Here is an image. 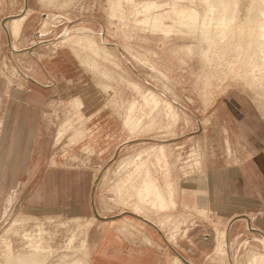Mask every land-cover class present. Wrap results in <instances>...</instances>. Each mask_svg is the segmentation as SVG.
I'll return each mask as SVG.
<instances>
[{"label":"rangeland","instance_id":"obj_1","mask_svg":"<svg viewBox=\"0 0 264 264\" xmlns=\"http://www.w3.org/2000/svg\"><path fill=\"white\" fill-rule=\"evenodd\" d=\"M23 1L0 0V24L19 15ZM216 1L234 6L226 15H219L217 3L211 0H27L28 15L18 39L11 44L18 52L10 50V41L0 27V118L7 100L9 106L15 105L9 96L13 91L23 95L37 91L35 101L27 103L39 111L40 143H49L40 172L52 166L85 172L92 194L82 210L71 211L65 206L61 211L37 213L25 209L40 177L28 185L23 200L15 195L17 189L1 194L0 264L8 256L31 254L41 258V264L93 262L94 245L107 229L126 245L141 248L148 245L142 234L154 232L147 226V221L155 226L152 219L164 220V234L182 258L194 264H248L253 259V264H264L260 245L244 243L259 236L245 228L243 233L238 227V232L229 235L227 263L218 262L214 230H222L231 216L218 218L212 208L206 221L195 211L202 207L191 205L193 199L182 196L187 180L203 179L205 161L225 163L221 130L231 125L239 133L228 102L245 103L264 125V93L244 80L240 49L231 35L226 37L219 29L232 12L233 26L242 24L247 13L251 20H264V0ZM149 3L158 7L145 16L142 7ZM174 5L209 19L205 28L212 31L207 34L210 38L203 39L198 29L188 33L170 18ZM159 14L167 16L160 24L168 30L152 27ZM78 35L83 36L80 44L69 41L53 47ZM86 38L94 41L99 51H93ZM254 47L260 50V42ZM150 92L160 99L154 108L152 100L150 106L145 104L144 97ZM166 102L177 119L172 118ZM130 106L133 128L124 125ZM61 124V140L54 144ZM157 148L162 151L159 155ZM133 159L127 166L122 163ZM137 161L147 167L163 193H172L174 208L158 211L145 205L141 216L132 212L134 189L140 187L144 169L139 165L135 170ZM197 162L200 170L194 167ZM125 181L128 183L123 184ZM262 183L264 190V180ZM91 201L97 214L90 208ZM109 219L131 221L122 224ZM246 219L248 227L261 230L263 238L264 226H252L254 217L253 221L248 215ZM158 232L162 243L157 245L165 250L168 241Z\"/></svg>","mask_w":264,"mask_h":264},{"label":"crops","instance_id":"obj_2","mask_svg":"<svg viewBox=\"0 0 264 264\" xmlns=\"http://www.w3.org/2000/svg\"><path fill=\"white\" fill-rule=\"evenodd\" d=\"M38 94L37 91L28 95L17 91L9 94L15 105L9 106L8 101L0 133V195L17 189L15 195L23 200L27 197L28 185L33 179L40 177V183L27 199V212L61 211L65 206V209L71 211L82 210L91 194L85 172L64 167L59 169L57 166L47 167L43 173L40 172V165L49 143H40L42 127L39 123V111L32 109L27 103L38 97ZM228 103L239 131L237 134L231 125L229 129L226 128L232 155H226L225 146V151H221L222 157L226 155L224 165H213L214 162L205 161L201 172L203 179L187 180L183 185L182 196L184 199L192 198L191 205H202L209 211L213 208L216 213L234 216L233 219L236 220L230 225L229 233L232 227L235 232L239 231L236 230L238 227L244 233L247 215L257 219L254 220V226H264V125L245 103ZM47 129L46 126L45 132ZM237 145L243 151H238ZM244 151L252 155L250 159L245 158L242 154ZM211 158L214 159V156ZM239 160L243 162L240 166L236 164ZM25 176L27 181L20 182ZM89 204L94 210L92 201ZM241 216L245 219H237ZM258 231L261 232L258 229L255 233L260 237ZM155 232H145L152 246L145 245L134 249L109 229L104 230L94 245L93 262L89 264H172L174 256L182 258L175 248L168 245H165V250L160 248L157 243H162V236L158 231ZM250 241H253V238Z\"/></svg>","mask_w":264,"mask_h":264},{"label":"bare ground","instance_id":"obj_3","mask_svg":"<svg viewBox=\"0 0 264 264\" xmlns=\"http://www.w3.org/2000/svg\"><path fill=\"white\" fill-rule=\"evenodd\" d=\"M211 1L217 3L216 0H211ZM216 5L219 7V11H218L219 15L221 13L226 15L228 10L231 9L234 6V4H229V3H225V4H218L217 3ZM157 7L158 6L155 3L146 4L145 6L142 7V13L145 14V16H146V14H149L152 9L157 8ZM26 8H27V0H24L23 1V10L21 11V13L19 15H17V16L10 17L11 19H9L8 21L7 20L4 21V26H2L0 24L1 30L9 38V41H10L9 42V47H10V50L12 52H18L19 51L18 49L17 50L13 49L11 44L13 43V41L18 39V37H19V35L21 33L22 24H23L25 18L28 15V12H29V11L25 12ZM170 14H171L170 18L174 19L175 22H177L178 25H183L186 28V30L188 31V33H193V31L198 29L199 32H200L199 34L202 35L203 39L206 38V37L210 38L208 35H211L210 33L212 31H210L211 29L205 28V26H207L208 23H209V19H207L206 17H198V15L195 13L194 10L185 9V8H182V7H177L175 5L171 8V13ZM228 14L230 15V17L227 18V19H223L222 23H220L221 27L219 29H221V31H223V34L226 35V37L227 36L228 37L232 36L231 38L234 39V41L236 42L237 49L238 50L240 49L239 51H240V54L242 56L243 66H244V69H245V75L243 76L244 80L250 86L255 87L256 89H258L260 87L261 91H263V93H264V54L261 53L262 49L264 50V30L260 29V26H261V24L263 23L264 20H262V19L251 20L249 14L247 13L242 24L238 23L237 25L233 26L232 22H233L234 19L232 18V15H234V13L232 12V13H228ZM165 17H167V16H165L163 14H159L157 16H154V19H156L157 22L154 23L152 27H154V28L156 27L159 30H163V29L164 30H168L169 27H164L162 24H160V23H162V21L164 20ZM143 21L145 22L144 19H143ZM196 24H200V26L197 27V26H195ZM43 28H45V26ZM87 34H89V33H87ZM201 35H200V37H201ZM78 36L79 37H76L73 40H72V38H71V40L67 38L65 41H62L61 43L53 45V47L57 48L58 45H61V44L65 43V42H69V41H73L74 44H80V42L83 40V36L82 37H80V35H78ZM208 38H206V39H208ZM85 41H87L90 44L89 46H90V48L93 51L96 52L98 50L93 44L94 41H92V40H90L88 38H86ZM255 42H260V46H261L260 50H256V48L254 47V43ZM104 55L108 56L107 54H105V52H104ZM156 98L157 97H155L154 94H152V92H150L148 97H146V96L144 97L145 104L147 106H150V102L149 101L152 100L151 101V103H153L152 108L156 107L158 105L157 104L158 100H160V99L157 100ZM7 104H8V100L4 104V110L5 111H6V108H7ZM0 105H1V98H0ZM165 105H166V107H168L170 109L171 116L175 120V118H176L175 114H177V113H174L173 111H171L172 107H170V105L168 103L165 104ZM132 110H133V106H130L129 107V113H128L129 116H127L125 121H124V125H126L128 128H133L134 127V123H135L134 119L132 118V116H133L132 115ZM4 117H5V114H4V116L2 118H0V133L2 131ZM63 129H64V124H61L60 127L57 129V136H56V139L54 141V144L58 143L61 140V137H62L61 134L64 131ZM221 132L223 133L222 135L225 136V146H226V153H227L226 155L231 157L232 149H231L228 129L223 127ZM208 143H211V141L210 142L208 141ZM209 145L210 144H208V147H209ZM236 147H237L238 151H239V149H241V147L239 145H237ZM210 150H211V148H210ZM241 151H243V150L241 149ZM161 152H162L161 148H157L155 153H156V155H159V153H161ZM242 154L245 156L246 159H250L251 156H252V155L248 154L246 151H244ZM134 162H135V160L133 159V160H128L127 162L125 160L122 163L127 166L128 164L134 163ZM137 163H138V161H137ZM242 163L243 162H241L239 160L236 164L239 165V164H242ZM139 165H140V168L144 167L142 174H140V175H143V178H142V180H140L141 181V184L139 185L140 187L138 189H136V187H135V189H134V190H136V198H135V201H134V203L132 205V210H133L132 212L141 216L142 215L141 213L144 210V206L145 205H149V206H151V209L158 210V211H164L167 208H170V209L174 208L175 207V203H174V201L172 199V193L169 191L167 193L168 194V196H167V194L162 192V190L158 187L156 182L149 176L147 167L142 162H139L137 166L134 165L136 167V169H135L136 171L139 169V167H138ZM202 166H204V165H202ZM202 166H201V163H198V162L194 164V167H195L196 170L197 169L200 170L202 168ZM206 169H204V171H206ZM124 183H128V182L125 181V182H123V184ZM130 187L132 188L131 185H130ZM7 197H8V195H7ZM8 202H9V200H8ZM193 205L197 206V207H202V210L196 209L195 211L197 212V214L200 217L204 218V220L207 219L206 221H208L207 214H208V212H210L208 210V208L205 207V206H202V205H199V206L197 204H193ZM93 208H94V206H93ZM94 211H95V209H94ZM95 213H96V211H95ZM132 215H134V214H132ZM224 215H226V214L217 213L218 218H222V216H224ZM143 216H144V214H143ZM230 216L231 217H229L227 219V222L228 221H230V222L228 224H226L222 228V230H217L215 228L214 231H215L216 235H215L214 240H213L212 236H205V237H208V239L210 241L213 240L214 243H216V247H215L216 251L215 252L218 255H220V257L218 259V262H220V263H224V262L227 263V261H226V258H227L226 248L228 246L229 239H230L229 235H230L231 231L234 229V227H232L231 230H230V233H229L230 225L233 222L231 220L234 217L232 215H230ZM248 216L253 221V216L252 215H248ZM101 218H104V217H101ZM230 218H232V219L230 220ZM237 219H245V218H244V216H241L240 218H237ZM111 220H113V219H110L109 221H111ZM142 220L147 221V220H145L143 218H142ZM126 221H131V220H121L120 219L119 222L123 224ZM151 221H153V223L155 224L156 227L152 223H150L149 221H147L148 225L146 223H144L143 221L141 223L144 224V225L146 224L152 230H153V228H157L158 230H160L161 233L164 235V237L166 238V240L168 241V243L170 245L166 242L165 239H164V242H166L168 246H171L172 248H174L175 246L173 247V245L171 244L170 240L164 234V231H163V228H162L163 227L162 223H164V220H162V223L161 222H157V221L155 222L153 219ZM247 222L248 221H246V229H248L249 231L254 232V233L257 232L255 230L251 229L250 227H248V223ZM176 224H178V223H176ZM176 224H175V226H176ZM149 225L152 226L153 228L150 227ZM252 226H254V222H253ZM130 227H132V226H130ZM173 229H172V231H173ZM154 232H155V229H154ZM142 235L144 236L145 242L148 245H151L150 239L147 237V235L145 233H143ZM259 235H261V234L259 233ZM253 241L258 243L260 245V247L264 250V237L263 238H261V237L253 238ZM248 242H250V240H245L244 243L246 244ZM217 257L218 256H216V258ZM213 259H214V257H213ZM250 260H251V258H250ZM253 260L248 261L249 262L248 264H253V262H254ZM185 261L188 262L189 264H191L189 261H187V260H185ZM2 264H41V258H37L35 255H32V254L31 255L18 256V257L8 256V257L4 258ZM72 264H89V263L88 262L85 263L84 261L81 262V261H77L76 260ZM172 264H184V262L179 257L174 256L172 258Z\"/></svg>","mask_w":264,"mask_h":264},{"label":"water","instance_id":"obj_4","mask_svg":"<svg viewBox=\"0 0 264 264\" xmlns=\"http://www.w3.org/2000/svg\"><path fill=\"white\" fill-rule=\"evenodd\" d=\"M8 18H5V19H3L2 21H1V25L2 26H4V21H6ZM7 39L9 40V38H8V36H7ZM130 215H132V214H130ZM95 216L97 217V218H99V219H102V218H100L98 215H96L95 214ZM117 217H119V216H116V217H114V218H117ZM110 220V219H109ZM179 258L184 262V264H189L188 262H186L183 258H181L180 256H179Z\"/></svg>","mask_w":264,"mask_h":264}]
</instances>
